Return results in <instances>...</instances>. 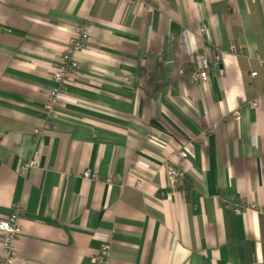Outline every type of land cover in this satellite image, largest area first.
Segmentation results:
<instances>
[{"label":"crops","instance_id":"1","mask_svg":"<svg viewBox=\"0 0 264 264\" xmlns=\"http://www.w3.org/2000/svg\"><path fill=\"white\" fill-rule=\"evenodd\" d=\"M78 25L91 40L54 117ZM260 61L264 0H0V218L23 207L19 264H264V216L235 211L264 204Z\"/></svg>","mask_w":264,"mask_h":264},{"label":"built area","instance_id":"2","mask_svg":"<svg viewBox=\"0 0 264 264\" xmlns=\"http://www.w3.org/2000/svg\"><path fill=\"white\" fill-rule=\"evenodd\" d=\"M126 3H134L137 0H124ZM146 1V0H142ZM151 7L147 6L146 9L149 10ZM201 32L204 34L206 28H202ZM91 40L89 26L87 25H78L76 28L75 36L70 40L69 44L66 46L64 53L61 55L57 68L53 73V80L55 85L52 86L46 93L45 97V108L50 115L56 117L55 108L60 102L61 92L66 88L68 79L73 75L79 68V61L77 59L78 53L82 52L88 43ZM243 44H238L232 42L230 44V50L232 53L241 54L243 53ZM222 61L221 51L217 52L212 59L208 58L205 55L200 57V63L198 68L194 71V78L197 81L205 82L209 81L211 73L214 69L220 68ZM261 66H264V61H260ZM258 75V71H252L251 76L255 77ZM251 105L256 107L258 103L256 101L251 102ZM232 117L238 119L241 116V109H237L235 112L231 113ZM230 115V116H231ZM36 132H39L38 130ZM179 156L181 158L187 157L186 151H180ZM28 165L24 166V170ZM85 175L88 176L89 172H85ZM169 175L175 179L179 176L178 171L170 167ZM96 177L95 174L92 175ZM111 181V179H109ZM251 210H256L264 216V204L258 205L257 203H249L244 205H239L235 207L237 213H247ZM23 207L16 205L13 209L12 214L5 218H0V234L2 236V246L4 248V257L1 261V264H19L20 259L18 251L16 248V240L22 234V226L20 223V218L23 214ZM110 252L109 245H104L101 249V256L98 258L100 262H104L106 257H108Z\"/></svg>","mask_w":264,"mask_h":264},{"label":"rangeland","instance_id":"3","mask_svg":"<svg viewBox=\"0 0 264 264\" xmlns=\"http://www.w3.org/2000/svg\"><path fill=\"white\" fill-rule=\"evenodd\" d=\"M35 163H36V161H32V162H30L29 164H30V166H32V165H35ZM169 174V173H168ZM171 177V176H170Z\"/></svg>","mask_w":264,"mask_h":264},{"label":"bare ground","instance_id":"4","mask_svg":"<svg viewBox=\"0 0 264 264\" xmlns=\"http://www.w3.org/2000/svg\"><path fill=\"white\" fill-rule=\"evenodd\" d=\"M21 226H22V225H21ZM0 230H3V229L0 228ZM22 230H23V228H22ZM2 251L4 252V248H3V246H2ZM3 255H4V253H3Z\"/></svg>","mask_w":264,"mask_h":264}]
</instances>
